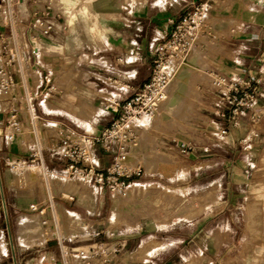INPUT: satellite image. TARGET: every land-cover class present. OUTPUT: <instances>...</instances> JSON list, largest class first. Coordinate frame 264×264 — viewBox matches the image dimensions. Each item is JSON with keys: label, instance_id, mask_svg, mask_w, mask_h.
I'll use <instances>...</instances> for the list:
<instances>
[{"label": "rangeland", "instance_id": "obj_1", "mask_svg": "<svg viewBox=\"0 0 264 264\" xmlns=\"http://www.w3.org/2000/svg\"><path fill=\"white\" fill-rule=\"evenodd\" d=\"M83 1L87 0H72L74 14ZM200 1L110 0L116 8L97 15L108 42L101 29L89 33V27H72L57 43L45 42L39 64L25 67L30 72L37 67L42 74L51 71L49 84L40 83L36 73L22 79L0 78V228L8 224V230L0 231V264H14L12 246L18 264H47L61 246L116 247L112 264H151L163 256L171 259L170 264H264V105L260 104L262 114L256 125L242 118L240 124L230 127L225 141L213 139L208 69L212 54L222 50L213 40H206L200 51L206 63L200 75L191 79L193 72L183 64L172 80L174 91L168 92L167 101L154 117L140 121L151 128L140 133L132 148L143 171L131 178L130 188L134 189L127 195L106 187L101 193L97 186L88 187L82 177L47 176L38 157L31 154L41 151L49 167H64L67 161L51 157L47 150L54 122L78 131L107 125L113 111L105 105L132 91L115 86L117 82L126 88L125 84L132 82L113 74L114 67L132 68L116 65V58L124 50L131 58L134 49L139 55L135 81L144 83L154 58L149 47L152 37L155 43L160 41L165 35L159 32L160 27L166 24V32L170 31L168 19H175L174 11L183 13ZM145 5H151L156 15L132 16ZM83 7L89 13L90 5ZM77 18L87 26L93 22L91 16L83 20L77 14ZM129 20L136 23L129 24ZM17 66L12 64L10 70ZM69 91L75 96H67ZM254 128L257 135L244 144L241 139ZM11 132L13 138H8ZM171 137L214 143L180 158L159 146ZM97 154L103 170L113 154L100 147ZM69 191L77 193L73 199ZM31 202L40 207L53 204L58 234L47 243L43 242L52 235V227L43 228L39 212L29 209ZM250 208L256 209V214L252 215ZM199 212L204 217L193 223L192 217ZM136 232L141 234L122 247L120 243ZM139 242L143 243L138 248L142 258L134 252ZM2 251H8L7 255Z\"/></svg>", "mask_w": 264, "mask_h": 264}, {"label": "built area", "instance_id": "obj_2", "mask_svg": "<svg viewBox=\"0 0 264 264\" xmlns=\"http://www.w3.org/2000/svg\"><path fill=\"white\" fill-rule=\"evenodd\" d=\"M213 0L200 1L184 11L178 19H169L171 29L149 47L153 49V60L150 74L144 83L132 89L122 100H110L105 107L111 109L112 120L99 130L78 131L59 122H54L50 128V143L47 147L51 157L67 161L64 167L57 170L49 167L41 151L34 150L31 154L38 157L39 166L46 175L58 174L75 179L82 177L88 187L97 186L101 193L108 188L119 195H127L130 191L131 178L141 175L142 164L135 156L132 148L137 144L141 132L148 131L151 126H144L140 121L154 117L157 109L175 79L176 72L184 64L185 56L192 48L203 49L205 41L214 40L216 35L208 26V16ZM72 0H0V78L22 79L40 75V83L49 84L53 73L25 67L39 64L40 56L45 52L46 41L58 42L62 34L70 30L68 18L73 11ZM134 45V44H133ZM131 58L119 55L116 62L131 64L137 61L139 55L133 49ZM19 65L10 70L11 65ZM25 69V70H24ZM212 99L210 101V123L214 126L211 136L215 141H225V137L233 125H238L241 119L256 125L262 114L259 102L260 77L251 78L240 73H224L217 68L209 67ZM124 90V88H119ZM35 111L34 107H31ZM17 125V123L15 124ZM257 129H251L241 141L246 144L257 135ZM8 138H13V132ZM214 143V142H213ZM198 143L193 138L171 137L162 141L159 146L172 152L180 158H187L197 147L206 150L213 144ZM112 153L111 163L100 169L98 148ZM135 157L136 159H133ZM72 175V176H71ZM21 187V184L19 185ZM70 192V191H69ZM69 195L71 199L77 193ZM5 204V203H4ZM53 204L43 207L31 202L29 209L39 212V221L45 227H54ZM51 235L43 243L54 239ZM8 243V241H5ZM12 256L16 261V252L12 246ZM8 251H2L7 255ZM117 257V248H81L61 246L58 254L47 260V264H112ZM35 259V257L33 258ZM38 264V262H33Z\"/></svg>", "mask_w": 264, "mask_h": 264}, {"label": "crops", "instance_id": "obj_3", "mask_svg": "<svg viewBox=\"0 0 264 264\" xmlns=\"http://www.w3.org/2000/svg\"><path fill=\"white\" fill-rule=\"evenodd\" d=\"M135 1L137 0H132V2ZM158 1L159 3H163L165 0ZM84 4L90 5L91 9L89 13L83 7ZM212 4V9L210 10L208 16V26L211 27L212 33L216 35L213 41H215V43L219 45L222 50L212 54V57L210 58V67L217 68L219 71L224 73H240L243 75L250 76L253 79L260 77V83L258 84V89L260 91L259 102L260 104L264 105V0H213ZM115 8L116 6L111 3L110 0L83 1L80 3L79 9L76 11V13L83 20L87 16H91L93 22L92 24L87 26L86 24H81V22L79 23V20L77 18L78 22H75L73 20L75 24L72 27H89V33L93 32V28L101 29L105 36L103 39L108 42L106 33L97 20V15L100 13L111 11ZM152 9L153 7L151 5H145V7L140 9L139 13L134 12L132 16H155L156 14L155 12H152ZM128 14L129 16H131L130 11ZM166 14L172 15L171 13ZM181 14L182 12L180 14H177V12L174 11L173 18L178 19ZM131 22L135 24L136 20H129V24H131ZM166 28L167 25L164 24V26L160 27L159 32L167 33ZM134 35L137 34L134 33ZM78 41H80L79 38ZM151 41H155V38L152 37ZM76 44L77 45L74 46L75 48H78V43ZM124 51V53L127 52L126 50ZM200 51L203 50L196 48L192 56L186 59L183 65V68L187 67L193 72L191 75V79H193L195 75H200L201 69L206 66V63L202 59ZM211 51L213 52L214 50ZM124 53L120 54L127 55ZM115 63L116 65L120 64L116 61ZM136 64L137 61L131 64H121L124 66L132 67L129 70H120L116 69L115 67L113 68V74L118 75L121 80L128 82L132 81L130 82L131 84H125L126 88H124V90L126 91L135 89L142 84L140 82L135 81V78L137 77ZM128 72H131V75H128ZM115 86L118 88H123L122 83L116 82ZM89 92L91 91L89 90ZM182 93H184L185 95L191 94L186 92ZM66 95L75 96L74 93H72L71 91H69ZM105 95L108 96V94ZM231 133H234L233 129H231ZM130 189L134 188L131 187ZM250 212L252 213V215H254L256 214V209L250 208ZM203 217L204 216H202V213L199 212L197 215L192 217L193 223H199L200 219H202ZM4 228L8 230L7 223L4 226L2 225L0 231L4 232ZM141 229L142 228H140L139 231H141ZM139 233L140 232H136L134 234L128 235L124 239V241L120 243L121 246L125 247V245H127L129 242H132L136 236H139ZM142 244L143 243H140L138 247L134 250V252L140 256V258L142 257L139 254L140 249L138 248ZM163 244L164 243H161V245ZM47 254L51 255L49 252ZM156 256L154 255L152 257L154 258ZM12 263H14V260ZM170 263H172L171 259L167 256H163L158 262H152L151 264Z\"/></svg>", "mask_w": 264, "mask_h": 264}, {"label": "bare ground", "instance_id": "obj_4", "mask_svg": "<svg viewBox=\"0 0 264 264\" xmlns=\"http://www.w3.org/2000/svg\"><path fill=\"white\" fill-rule=\"evenodd\" d=\"M73 20H74L75 22L77 21V13L74 14V10L71 12V14H70V16H69V18H68V22H69V24H70V29H71L72 26L75 24V22H73ZM77 22H78V21H77ZM192 49H194V48H192ZM192 49H191V50H192ZM191 50H190V51H191ZM190 51L187 53V55L190 53ZM187 55H186V56H187ZM186 56H185V58H186ZM184 62H185V61H184ZM172 85H173V84H172ZM168 94H169V93H168ZM168 94H167V97H168ZM167 97H166L165 100L162 101V103L160 104V106H159V108H158L157 110H159V109L161 108V106L167 101ZM159 113H160V112H159ZM23 140H24V139H23ZM18 172H19V171L16 169V171H14L15 175L18 176V175H19ZM31 173H32V171H31ZM83 181H84V180H83ZM43 190H44V189H43ZM5 208H6V206H5ZM114 219H115V218H114ZM32 225H35V223L33 222ZM55 227H56V226H55ZM55 227H54V228L52 227V231H51L52 235H53V234H54V235H57V234H58V233H57V230H56L57 227H56V228H55ZM63 234H64V233H63ZM65 234H66V233H65Z\"/></svg>", "mask_w": 264, "mask_h": 264}, {"label": "water", "instance_id": "obj_5", "mask_svg": "<svg viewBox=\"0 0 264 264\" xmlns=\"http://www.w3.org/2000/svg\"><path fill=\"white\" fill-rule=\"evenodd\" d=\"M3 201H4V199H3ZM3 205H4V210H5V212H6L5 204L3 203Z\"/></svg>", "mask_w": 264, "mask_h": 264}]
</instances>
